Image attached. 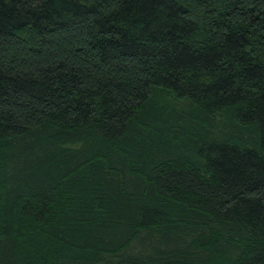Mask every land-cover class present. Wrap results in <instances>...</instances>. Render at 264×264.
I'll return each instance as SVG.
<instances>
[{"label":"trees","instance_id":"obj_1","mask_svg":"<svg viewBox=\"0 0 264 264\" xmlns=\"http://www.w3.org/2000/svg\"><path fill=\"white\" fill-rule=\"evenodd\" d=\"M0 264H264V0H0Z\"/></svg>","mask_w":264,"mask_h":264}]
</instances>
